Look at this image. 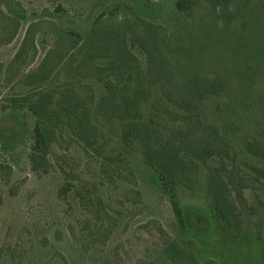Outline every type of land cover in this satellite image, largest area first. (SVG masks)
<instances>
[{"label":"rangeland","instance_id":"rangeland-1","mask_svg":"<svg viewBox=\"0 0 264 264\" xmlns=\"http://www.w3.org/2000/svg\"><path fill=\"white\" fill-rule=\"evenodd\" d=\"M174 1L15 0L29 15L28 22L18 26L0 11V264H177L166 252L173 241L191 251L201 264L208 259L219 264H264V179L255 170L262 164L246 152L241 137L253 134L264 144V65L259 64L264 60L260 57V36L252 33L263 22L264 11L259 9L263 1H242L240 10L248 6L244 20L235 16L223 19L221 7L199 1L189 19L180 24L172 13ZM237 13L241 17L243 11ZM138 16L144 22L138 21ZM99 19L109 20L111 28L107 30L115 32L128 20L124 29L129 50L134 64L143 70L151 58L148 41L152 44V36H156L159 45L152 55L158 74L167 71L169 61L179 76L197 72L204 77H221L235 88H244L246 80L254 81L242 112L211 100L203 117L206 125L218 124L237 151L214 153L208 165H222L224 175L247 180L243 206L234 191L226 194L238 215L233 231L217 220L208 194L209 168L196 156L189 152L180 156L190 165L194 161L188 170L191 181L178 187L181 206L194 227L183 231L167 193L156 183V172L144 162L141 144L125 149L119 118L104 116L96 107L108 87L124 82L125 77L107 75L99 82L91 74L73 75L67 70L71 60L68 46L60 44L54 25L43 24L27 36L29 24L36 20H52L59 29L81 32ZM215 20L219 29L227 27L220 36L213 34ZM208 34H213V39ZM113 56L117 53L110 49L101 59L102 66L109 67ZM47 59L49 76L45 82L25 84L26 75L37 71ZM192 66L197 69L192 70ZM150 79V95L139 120L146 119L159 132L152 141L154 147L167 150V138H173L184 152L190 143L184 135L188 133L186 121L163 117L167 112V79ZM71 86L76 87L74 94L84 105L94 107L92 133L104 148L96 152L88 147L87 139L57 128L47 137L49 162L44 169L48 170L34 171L30 152L37 119L24 108L15 109L14 100L39 87L58 96ZM230 87L232 94L241 90ZM247 115L253 124L256 119L259 127L250 126ZM176 132L181 133L177 139L173 137ZM193 132L203 140L202 131ZM250 135L243 138L250 141Z\"/></svg>","mask_w":264,"mask_h":264},{"label":"trees","instance_id":"trees-1","mask_svg":"<svg viewBox=\"0 0 264 264\" xmlns=\"http://www.w3.org/2000/svg\"><path fill=\"white\" fill-rule=\"evenodd\" d=\"M199 1H207L214 8L221 7V13L224 18L231 20L232 16L236 19L244 20L248 6L241 7L243 14L241 17L237 12H240V4L243 0H175L172 4V13L176 18L177 23H181L182 20L189 19L191 12L196 8ZM263 4L259 6L260 11H264ZM0 11L3 16L10 22H14L15 25L21 24V22H28L29 15L21 5L15 0H0ZM2 11H6L5 15ZM60 11V10H58ZM257 14V18H258ZM264 15V12H263ZM138 21L144 22L138 16ZM235 19V20H236ZM219 21H221L219 19ZM122 23L121 30L115 32L113 30H107L111 28L109 20L102 21L97 20L95 24L89 27L85 31L68 30L66 28L59 29V26L52 20L42 21L36 20L31 22L28 26L27 36L32 35L35 28L42 26L43 24L54 25L57 29L58 40L60 44L68 46L67 51L69 58L67 70L75 76L77 74H83L88 76L94 75L99 82L107 75H122L125 77V81L117 83L108 87V93L100 100L96 106L99 111L104 113V116L119 118V123L122 125V142L126 150L135 148L136 144H141L144 149L145 163L150 165L156 172V183L170 199L175 216L182 227L183 231H188L190 228H194L190 224L189 214L181 206L180 198L178 195V187L187 185L191 181V177L188 174V170L192 165L189 162H185L180 156L183 153L189 152L196 156L199 162L209 168L208 178V194L211 198V202L214 210L216 211L217 220L224 226L228 227L231 231L234 229V219L236 218L233 207L229 203V197L227 192L234 191L237 194V198L240 201V205L243 206L244 202V189L247 184L244 178H240L236 175H224L225 169L222 165L216 167H210L209 161L213 157L214 153L222 154V151L233 149L236 154L237 151L233 148L232 142L229 145V135L224 132L218 124L203 122V117L206 112L208 102L211 100H219L223 104L232 106L233 111L237 109V112H242V109L246 108V100L251 97L250 93L253 92V80H246V84L242 83L244 88H235L232 83L224 82L221 77H204L197 75L194 72L191 76H179L175 74L174 70L167 61V71L157 73L155 60L156 57L152 55V51H155V46L158 47L159 40L156 36H152V44L148 41L150 48V63L146 70L140 68L138 64H134L135 57L129 50L128 46V34L126 32V22ZM264 22V18H263ZM263 22H260L258 31H253L255 35H258L261 39L260 57L264 60V26ZM213 26L215 30V36L222 35L227 27L218 28V21H214ZM151 26V24H149ZM176 25V24H175ZM220 30V31H219ZM153 31H156V27H153ZM262 32V33H261ZM156 33V32H155ZM175 33V32H174ZM151 34V31L149 35ZM213 34L206 35L213 39ZM210 38L206 40L210 41ZM244 41V37L242 38ZM169 43V42H168ZM171 43V41H170ZM246 43V42H245ZM70 46V48H69ZM114 49L117 53V57L113 56L110 66L103 67L101 59L105 58L106 53ZM161 55V50L159 51ZM174 54V53H172ZM159 55V54H157ZM159 55V56H160ZM189 60V56L187 57ZM109 59V60H110ZM260 66L264 65L263 62L259 63ZM49 65L48 59L38 68L37 71H33L26 75V79L23 81L25 84L34 85L36 83H44L48 78V74L45 71L46 66ZM192 70L197 69L196 66H192ZM156 71V74H155ZM162 74V75H160ZM127 75V76H126ZM90 76V75H89ZM151 78L158 80L161 77L167 79V92L164 93L167 99V112L163 117L168 119H181L186 121L187 132L184 135L189 139L185 146L177 147L173 138H167V150L154 147V137H159V132H156L146 119L139 120L143 113V106H146L145 98L150 95ZM256 79V78H255ZM264 87V81H262ZM37 85V84H36ZM42 85V84H40ZM105 86H108L105 84ZM164 86L165 83H164ZM230 90L241 89L236 94H232ZM37 87V86H36ZM113 89H112V88ZM75 86H71L65 90L59 91L58 96H54L55 93L49 90L45 91L44 88H35L27 95L21 96L14 100L15 109H26L29 113L34 115L37 119V124L34 129V140L31 146L30 161L34 171H47L44 169L47 162V150L49 147V135L52 130L69 129L76 133L81 139H87L88 147L96 152L102 151L104 143L99 145L97 142V136L95 133V127L92 122V108L93 106L84 105L82 100L74 94ZM227 90V91H226ZM259 92H262L260 90ZM264 101V95L262 97ZM217 103L216 101H214ZM153 113L150 112L152 118ZM249 121H251V116ZM161 118V116H159ZM256 123V124H255ZM257 120H254V124L251 121V125L259 127ZM190 129V130H189ZM200 130L202 136L196 137V133L193 132ZM173 134L175 139L178 138L179 132ZM179 133V134H178ZM183 134V133H182ZM157 135V136H156ZM250 134L247 133L246 136ZM244 149L247 153L253 156L258 163H261L260 168L255 170L260 173L264 179V144L260 143V140L251 134V140L244 139ZM198 143H205L204 146H199ZM188 146V147H187ZM223 149V150H220ZM167 152V153H165ZM165 153V154H164ZM198 169V166H194ZM66 195L67 189H63ZM199 216V213H197ZM203 216L200 214V217ZM238 217V215H237ZM206 219V218H205ZM201 220V219H200ZM168 258L179 264H201L194 254L183 249L177 241L170 242L166 250ZM205 264H219L215 260L208 259Z\"/></svg>","mask_w":264,"mask_h":264}]
</instances>
